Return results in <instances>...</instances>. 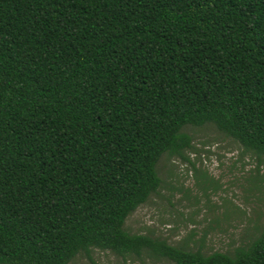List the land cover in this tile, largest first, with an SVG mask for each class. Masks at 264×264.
I'll return each mask as SVG.
<instances>
[{
  "label": "trees",
  "instance_id": "16d2710c",
  "mask_svg": "<svg viewBox=\"0 0 264 264\" xmlns=\"http://www.w3.org/2000/svg\"><path fill=\"white\" fill-rule=\"evenodd\" d=\"M207 123L264 155V0H0V264H264L126 229Z\"/></svg>",
  "mask_w": 264,
  "mask_h": 264
},
{
  "label": "rangeland",
  "instance_id": "374dc122",
  "mask_svg": "<svg viewBox=\"0 0 264 264\" xmlns=\"http://www.w3.org/2000/svg\"><path fill=\"white\" fill-rule=\"evenodd\" d=\"M183 132L193 140L188 160L162 157V186L127 219L126 229L205 254L232 253L264 230V155L245 150L212 123L186 126ZM71 264L172 263L95 249Z\"/></svg>",
  "mask_w": 264,
  "mask_h": 264
}]
</instances>
